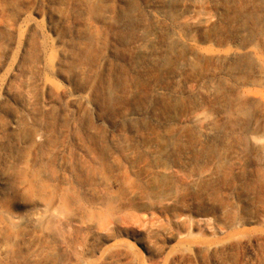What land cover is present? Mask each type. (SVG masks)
<instances>
[{
  "label": "rangeland",
  "instance_id": "obj_1",
  "mask_svg": "<svg viewBox=\"0 0 264 264\" xmlns=\"http://www.w3.org/2000/svg\"><path fill=\"white\" fill-rule=\"evenodd\" d=\"M164 4L0 0V264H264V86L224 60L264 57L241 33L264 4L199 0L208 23L171 55ZM129 7L159 27L138 62ZM229 100L256 124H230Z\"/></svg>",
  "mask_w": 264,
  "mask_h": 264
},
{
  "label": "bare ground",
  "instance_id": "obj_2",
  "mask_svg": "<svg viewBox=\"0 0 264 264\" xmlns=\"http://www.w3.org/2000/svg\"><path fill=\"white\" fill-rule=\"evenodd\" d=\"M94 13L101 11L100 5L101 0H82ZM164 6L152 7L151 16L156 24H160L163 19H167L170 22V26L167 29V47L166 54L171 55L178 49L184 46L192 45L193 32L199 28L203 27L208 23L206 18V12L201 10L197 3L199 0H164ZM204 1H214V0H204ZM168 2H176L178 8L176 10L170 9L166 4ZM264 4V0H262ZM264 8V7H263ZM122 19L124 20L125 26L130 29L137 28V23H139V18L136 17L134 8L129 7L125 12H123ZM254 24V29L250 30L248 25H245L242 34L246 38V42L249 46L253 45L256 35L261 36L264 39V14H251L248 18ZM139 27V26H138ZM159 27L155 30L146 31L144 24H141L139 29L137 28L138 35L136 38V62L142 58L149 57L153 55V48L156 43V34ZM192 55L196 56L201 53L198 48H192ZM235 59V66L230 69L229 75L235 76L238 72L245 70L249 65L255 66L259 73V78L256 80L259 86H264V57L260 56L254 49L247 50L245 52H234L228 54L224 57V60ZM177 69H183L185 67H194L195 62L192 58L186 60H180L176 64ZM215 91L220 92L221 88H214ZM110 98L115 95V90L110 87L108 91ZM258 101V100H257ZM260 102V101H258ZM261 108L264 110V103L260 102ZM198 108L200 106H197ZM222 110L228 115L230 124L238 125L243 124L246 128H250L256 124L255 114L252 113L250 107L246 104H241L238 100H229L226 102ZM138 113H131L129 115V120L133 121ZM215 135L220 136V130L214 128ZM172 144L168 143L166 149L171 148ZM167 172L165 167L159 170V175L164 176Z\"/></svg>",
  "mask_w": 264,
  "mask_h": 264
}]
</instances>
